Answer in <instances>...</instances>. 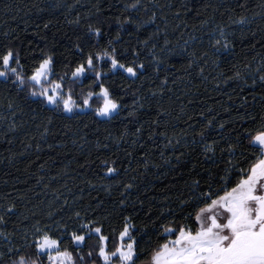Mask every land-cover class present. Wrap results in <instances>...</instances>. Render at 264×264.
Masks as SVG:
<instances>
[{"label": "trees", "instance_id": "16d2710c", "mask_svg": "<svg viewBox=\"0 0 264 264\" xmlns=\"http://www.w3.org/2000/svg\"><path fill=\"white\" fill-rule=\"evenodd\" d=\"M219 28L231 44L217 51L210 37ZM77 44L85 53L115 48L121 63L145 67L104 78L121 105L108 118L67 114L0 84V264H9L10 247L31 241L38 220L52 223L49 213L57 221L86 214L111 237L109 249L134 225L139 250H154L162 224L186 222L180 213L192 209L181 204L197 193L195 182L218 187L259 157L240 133L264 119V0H0V54L19 51L26 77L42 53L54 55L53 79L70 73ZM66 83L79 96L92 80ZM97 243L64 239L62 249L91 264Z\"/></svg>", "mask_w": 264, "mask_h": 264}, {"label": "snow or ice", "instance_id": "6c2138e0", "mask_svg": "<svg viewBox=\"0 0 264 264\" xmlns=\"http://www.w3.org/2000/svg\"><path fill=\"white\" fill-rule=\"evenodd\" d=\"M131 6L135 7V4ZM238 22L244 23L245 20L241 17ZM89 31L97 37L101 35L99 27H90ZM215 36L219 38L213 39ZM212 37L210 42L218 46L217 51L231 44L224 28L217 29ZM76 47L81 59L70 73L61 74L57 81L46 79L55 75L53 54L42 53L31 75L26 77L21 71L19 51L12 47L5 48L0 54V84L11 82L20 90L27 89L29 96L39 97L43 103L73 113L75 109L92 107L91 101L95 97L102 101L94 108L96 113L109 117L116 114L121 105L105 85L104 78L117 70L136 76L137 69H143L145 65L136 64L135 61L132 64L121 63L115 48L111 52L102 49L85 53L79 44ZM105 63L110 65L107 73L104 71ZM90 78L92 84L81 103H76L73 88L68 86L65 90L66 80L82 84ZM45 83L49 86L45 87ZM37 84L40 85L39 90L35 87ZM92 88H98V91ZM252 125L243 128L240 134L247 139L250 147L259 150V157L253 156L255 162L250 163L246 170L241 169L238 179H224L218 187L208 184L204 190H199V183L195 182L197 193L181 204L184 209H192L180 213L186 222L178 223L173 219L170 224H162L158 238L163 242L157 244L154 250H139L131 231L134 225L125 224L118 234L117 244L109 249L111 237L103 234L102 227L93 226L96 222L89 220L86 214L82 216L77 211L67 219L61 217L57 221L49 213L48 218L52 223L42 224L38 220L31 229V241L25 236L20 247L8 249L12 257L9 264H45V261L46 264H77L80 254L74 255L66 248L62 250V241L69 239L74 242L73 247H87V240L92 236L97 237L98 243L94 247L97 249V259H101L102 264H137L141 256L147 257L149 264H264V119H253ZM102 163L107 166L108 162ZM106 171L114 173L116 169L106 167ZM130 187L127 185L125 190ZM14 208L15 205H10L6 211L11 212ZM169 215L172 213L169 212ZM0 222H3V216H0ZM0 235L7 234L0 230ZM26 248L31 251H25ZM3 255L0 252V257ZM88 256L92 258L91 250Z\"/></svg>", "mask_w": 264, "mask_h": 264}, {"label": "rangeland", "instance_id": "374dc122", "mask_svg": "<svg viewBox=\"0 0 264 264\" xmlns=\"http://www.w3.org/2000/svg\"><path fill=\"white\" fill-rule=\"evenodd\" d=\"M128 74V73H127ZM128 75H130V74H128ZM131 76V75H130ZM14 78V77H13ZM0 79H2V78H0ZM47 80H51V81H57L56 79H53L52 78V76L51 77H49V78H46ZM32 85H29V87H31ZM49 85L47 84V83H45V87H48ZM68 86H71L72 87V85H70L69 83H66V85H65V90L67 89V87ZM35 87L37 88V90H39V87H40V85L39 84H37V85H35ZM73 88V87H72ZM74 90V89H73ZM84 94H86V93H82L81 95H79V96H76V94H74V99L76 100V103H81V101H82V99H83V95ZM34 98H39V97H34ZM100 103H102V101H100L99 99H97V98H93V100L91 101V104H92V107H88V108H84V109H75V112H78V111H86V110H94V108L96 107V106H98ZM47 105H49V104H47ZM49 106H51V107H55V106H53V105H49ZM64 112H66V111H64ZM74 112V113H75ZM67 114H72L73 112H66ZM99 117H103V118H108L109 116H102V115H99L98 113H96ZM117 242H118V239H117ZM117 242H116V244H117ZM63 250V249H62ZM94 257V256H93ZM84 258V257H83ZM94 258H96V257H94ZM78 264V263H77ZM91 264H93V262L91 263ZM95 264H102V261H101V259H99V262H95Z\"/></svg>", "mask_w": 264, "mask_h": 264}]
</instances>
